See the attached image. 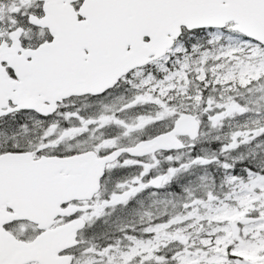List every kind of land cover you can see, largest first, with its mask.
<instances>
[{
  "label": "snow or ice",
  "instance_id": "6c2138e0",
  "mask_svg": "<svg viewBox=\"0 0 264 264\" xmlns=\"http://www.w3.org/2000/svg\"><path fill=\"white\" fill-rule=\"evenodd\" d=\"M0 264H264V0H0Z\"/></svg>",
  "mask_w": 264,
  "mask_h": 264
}]
</instances>
